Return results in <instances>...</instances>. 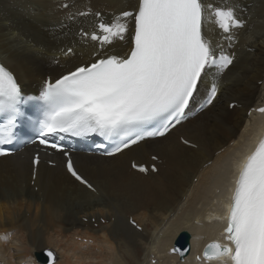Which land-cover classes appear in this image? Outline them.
<instances>
[{"label":"bare ground","instance_id":"1","mask_svg":"<svg viewBox=\"0 0 264 264\" xmlns=\"http://www.w3.org/2000/svg\"><path fill=\"white\" fill-rule=\"evenodd\" d=\"M65 2L70 7L61 10ZM204 3L233 7L243 21L229 40L205 18L203 34L218 46L217 54H235L224 73L212 72L199 84L192 107L210 83L219 86L210 106L164 137L144 140L114 156L75 153L74 167L94 186L93 192L74 181L58 157L54 167L39 163L33 185L29 149L0 157V261L28 264L38 253L53 249L59 256L54 264H152L155 259V264H205L195 259L203 245L224 241L221 219L228 179L264 128V113L256 112L264 105V0ZM136 5L137 0H0V62L14 73L24 95L39 92L46 76L55 78L89 60L95 46L78 31L92 28L96 12L111 22ZM82 11L91 16H80ZM129 46L128 35L106 49L114 53L112 47ZM132 161L154 164L157 171L144 175L131 169ZM130 217L141 231L128 223ZM181 231L190 234L184 260L169 252Z\"/></svg>","mask_w":264,"mask_h":264},{"label":"snow or ice","instance_id":"2","mask_svg":"<svg viewBox=\"0 0 264 264\" xmlns=\"http://www.w3.org/2000/svg\"><path fill=\"white\" fill-rule=\"evenodd\" d=\"M206 17L224 33L243 27L233 7L204 0H137L133 11H123L110 23L101 22L99 32L94 30L90 36L100 45L92 60L43 85L37 98L44 108L40 143L62 151L47 138L59 133L96 134L113 141L108 153L113 155L146 138L164 137L185 117L204 77L221 74L233 63V57L223 52L217 56L218 46L203 34ZM129 33L130 46L124 55L107 51L105 46L125 40ZM216 95L214 83L204 103L211 104ZM23 103L17 78L0 64V144L12 141ZM66 166L76 181L92 187L71 159ZM224 233L228 244H209L206 259L264 264V141L240 171Z\"/></svg>","mask_w":264,"mask_h":264},{"label":"water","instance_id":"3","mask_svg":"<svg viewBox=\"0 0 264 264\" xmlns=\"http://www.w3.org/2000/svg\"><path fill=\"white\" fill-rule=\"evenodd\" d=\"M189 238H190V235L187 231H181L180 232V235L178 236V238L176 239L175 241V244H174V247L176 248V250L179 252L180 254V258L182 259L189 251ZM211 243H218L220 245H225L224 242L222 241H218V240H211V241H208L203 249H202V255L204 256V252L207 248V246ZM224 258V257H223ZM223 258H220V259H223ZM36 259L38 260V262L40 263H43V264H48L47 263V259H48V256H46V253H38L36 255ZM211 260H217V259H211Z\"/></svg>","mask_w":264,"mask_h":264},{"label":"rangeland","instance_id":"4","mask_svg":"<svg viewBox=\"0 0 264 264\" xmlns=\"http://www.w3.org/2000/svg\"><path fill=\"white\" fill-rule=\"evenodd\" d=\"M260 83V82H259ZM258 83V84H259ZM194 182H196V180L194 179ZM97 217V216H96ZM96 217H93L91 220H93V221H91L92 223H93V226L96 228V223L97 222H95V218ZM87 218V217H86ZM101 221H99V222H101V224L102 225H104V223H105V225H106V222H107V220H104V218H101L100 219ZM112 220V219H111ZM103 221H105V222H103ZM148 228L150 229L151 228V225L149 224L148 225ZM153 230V229H152ZM13 242H17V241H14V239H13ZM18 243V242H17ZM11 248H12V246H11ZM49 249H52V247H48ZM47 247H46V249L45 250H47L48 249ZM138 248V250H139V253H140V259H141V261L143 260L142 258H143V255H141L142 254V251H141V247L139 246V247H137ZM13 249V248H12ZM11 249V250H12ZM53 250V249H52ZM55 251V250H54ZM56 252V251H55ZM56 256V255H55ZM57 258H59V256H57ZM155 261H156V259H155ZM152 263V262H151ZM156 263V262H155ZM155 263H152V264H155Z\"/></svg>","mask_w":264,"mask_h":264}]
</instances>
